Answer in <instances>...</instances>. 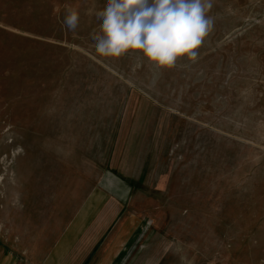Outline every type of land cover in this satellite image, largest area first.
<instances>
[{"label":"rangeland","instance_id":"374dc122","mask_svg":"<svg viewBox=\"0 0 264 264\" xmlns=\"http://www.w3.org/2000/svg\"><path fill=\"white\" fill-rule=\"evenodd\" d=\"M106 3L0 0V260L264 264V0L172 69L99 56Z\"/></svg>","mask_w":264,"mask_h":264},{"label":"clouds","instance_id":"9594fccd","mask_svg":"<svg viewBox=\"0 0 264 264\" xmlns=\"http://www.w3.org/2000/svg\"><path fill=\"white\" fill-rule=\"evenodd\" d=\"M212 7V0H107L96 13L95 51L111 58L139 53L157 69H172L182 57L197 58L214 25L207 15ZM79 20L69 7L63 24L75 31Z\"/></svg>","mask_w":264,"mask_h":264},{"label":"crops","instance_id":"0c3cea01","mask_svg":"<svg viewBox=\"0 0 264 264\" xmlns=\"http://www.w3.org/2000/svg\"><path fill=\"white\" fill-rule=\"evenodd\" d=\"M0 264H12L11 259L0 260Z\"/></svg>","mask_w":264,"mask_h":264},{"label":"bare ground","instance_id":"6f19581e","mask_svg":"<svg viewBox=\"0 0 264 264\" xmlns=\"http://www.w3.org/2000/svg\"><path fill=\"white\" fill-rule=\"evenodd\" d=\"M11 200H12V199H9V200H8V203H9V205L13 206V203H12ZM15 205H16V204H15Z\"/></svg>","mask_w":264,"mask_h":264}]
</instances>
